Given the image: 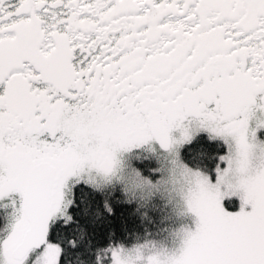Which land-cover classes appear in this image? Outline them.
Instances as JSON below:
<instances>
[{"label": "snow or ice", "instance_id": "snow-or-ice-1", "mask_svg": "<svg viewBox=\"0 0 264 264\" xmlns=\"http://www.w3.org/2000/svg\"><path fill=\"white\" fill-rule=\"evenodd\" d=\"M0 264H264V0H0Z\"/></svg>", "mask_w": 264, "mask_h": 264}]
</instances>
